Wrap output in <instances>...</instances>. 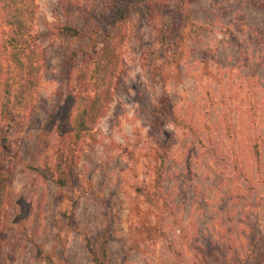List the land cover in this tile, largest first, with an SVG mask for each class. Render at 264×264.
<instances>
[{"label":"rangeland","instance_id":"obj_1","mask_svg":"<svg viewBox=\"0 0 264 264\" xmlns=\"http://www.w3.org/2000/svg\"><path fill=\"white\" fill-rule=\"evenodd\" d=\"M128 1L38 0L41 84L0 126V264H92L85 239L103 236L106 264H264V0L139 2L108 110L76 145L77 69Z\"/></svg>","mask_w":264,"mask_h":264},{"label":"trees","instance_id":"obj_2","mask_svg":"<svg viewBox=\"0 0 264 264\" xmlns=\"http://www.w3.org/2000/svg\"><path fill=\"white\" fill-rule=\"evenodd\" d=\"M141 1L143 0L120 3L113 12L112 19L108 21V29L90 35L93 44H100L101 47L77 69L79 88L72 95L77 115L71 120L76 145L95 128L108 110L117 71L124 61L122 47L127 37L125 23ZM0 9L4 13L6 27L0 34V126L5 123L7 128H12L17 119L30 110L41 84L43 52L35 33L40 6L38 0H0ZM96 18L103 21L107 16ZM63 30L71 37L85 34L82 29L72 25H64ZM73 55L77 56V52L73 51ZM74 69L75 66L72 67ZM1 143L9 145L7 135H2ZM162 171L161 166L158 185L162 179ZM58 183L65 186V177H60ZM8 184L9 178L4 171H0V230L8 200ZM76 207L77 203L74 202L72 210ZM85 240L92 264H106L107 236H103L98 245L89 237Z\"/></svg>","mask_w":264,"mask_h":264}]
</instances>
